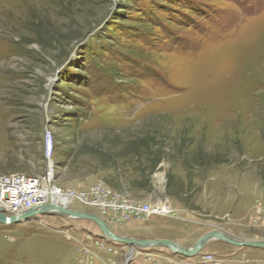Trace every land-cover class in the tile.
I'll return each mask as SVG.
<instances>
[{
  "label": "rangeland",
  "instance_id": "1",
  "mask_svg": "<svg viewBox=\"0 0 264 264\" xmlns=\"http://www.w3.org/2000/svg\"><path fill=\"white\" fill-rule=\"evenodd\" d=\"M47 132L57 185L163 206L114 233L264 241V0H0V174H41ZM98 237L55 213L0 223V264H83L81 244L94 264H264L218 239L184 256Z\"/></svg>",
  "mask_w": 264,
  "mask_h": 264
},
{
  "label": "built area",
  "instance_id": "2",
  "mask_svg": "<svg viewBox=\"0 0 264 264\" xmlns=\"http://www.w3.org/2000/svg\"><path fill=\"white\" fill-rule=\"evenodd\" d=\"M43 158L45 167L41 174L27 175L24 173L0 174V208L6 215L19 216L33 207L44 204L68 206L78 202L82 206L91 209L107 223L125 222L131 219H145L163 210L159 204H151L145 201H126L118 192L111 191L103 181H97L86 190H74L61 187L55 183L53 146L50 133L44 135ZM47 214V213H44ZM90 238V237H89ZM92 241L99 250L113 251V246L104 243L103 236ZM80 253L85 255L80 262L94 264L91 245L81 244ZM211 256H202L203 263H207ZM204 259V260H203ZM170 264V257L167 258ZM202 263V264H203ZM174 264H180L174 261Z\"/></svg>",
  "mask_w": 264,
  "mask_h": 264
},
{
  "label": "water",
  "instance_id": "3",
  "mask_svg": "<svg viewBox=\"0 0 264 264\" xmlns=\"http://www.w3.org/2000/svg\"><path fill=\"white\" fill-rule=\"evenodd\" d=\"M44 213H55V214H61L63 216H68L78 219L91 220L98 226L104 238L112 240L114 242L126 244L130 247L132 246L152 247L158 245L165 246L168 249L172 250L173 252L184 256H193L197 254L211 239L226 241L235 246H248V247L264 249V241L236 240L228 237L226 234L220 231H210L203 234L188 248H184L181 245H179L177 242L166 238L136 239L131 237H125L114 233L111 230V228L108 226V223L102 217H100L94 212L78 211L71 208H67L65 206H59L55 204H44L40 207L30 208L25 212H23L22 214H20L19 216L6 215L1 211L0 208V223L2 224L18 223L20 221H24ZM130 252H132V248H130V251L127 255L126 258L127 261H129V257L131 254Z\"/></svg>",
  "mask_w": 264,
  "mask_h": 264
},
{
  "label": "trees",
  "instance_id": "4",
  "mask_svg": "<svg viewBox=\"0 0 264 264\" xmlns=\"http://www.w3.org/2000/svg\"><path fill=\"white\" fill-rule=\"evenodd\" d=\"M139 146H142L143 149L140 150ZM148 143H141V144H137V146H135L132 154L138 159L141 155L142 156H145L147 155L146 157V161L148 162L149 164V168H148V173L150 175V173L153 171V169L155 168V166L159 163L160 161V157H157V158H153L150 154V149L148 148ZM150 155V156H149ZM144 175V173H143ZM146 177V176H145ZM149 180H145V183L148 182Z\"/></svg>",
  "mask_w": 264,
  "mask_h": 264
}]
</instances>
